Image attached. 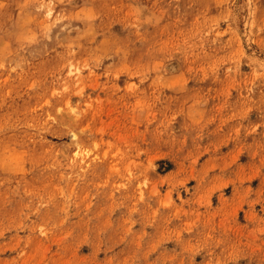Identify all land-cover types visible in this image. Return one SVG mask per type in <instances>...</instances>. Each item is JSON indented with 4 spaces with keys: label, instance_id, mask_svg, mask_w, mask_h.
<instances>
[{
    "label": "rangeland",
    "instance_id": "374dc122",
    "mask_svg": "<svg viewBox=\"0 0 264 264\" xmlns=\"http://www.w3.org/2000/svg\"><path fill=\"white\" fill-rule=\"evenodd\" d=\"M0 264H264V0H0Z\"/></svg>",
    "mask_w": 264,
    "mask_h": 264
}]
</instances>
